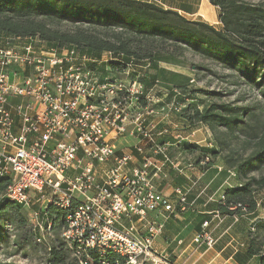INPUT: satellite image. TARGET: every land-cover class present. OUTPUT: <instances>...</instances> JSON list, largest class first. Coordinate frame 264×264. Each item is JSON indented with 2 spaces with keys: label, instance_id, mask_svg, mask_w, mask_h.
Masks as SVG:
<instances>
[{
  "label": "built area",
  "instance_id": "built-area-1",
  "mask_svg": "<svg viewBox=\"0 0 264 264\" xmlns=\"http://www.w3.org/2000/svg\"><path fill=\"white\" fill-rule=\"evenodd\" d=\"M114 57L73 44L50 46L39 35L0 33V177L10 181L4 194L27 209L43 202L32 214L36 229L44 230V220L52 231L53 220L42 212L48 205L65 209L60 237L100 253L99 264H109V253L121 258L116 264H174L154 243L169 215L187 208L189 192L166 195L156 179L168 166L183 173L169 152L181 142L202 146L198 129L174 120L186 109L180 89L154 96L158 80L147 89L150 59L112 67ZM238 207L246 212L242 205L231 209ZM152 212L163 219L147 218ZM195 241L216 243L205 231Z\"/></svg>",
  "mask_w": 264,
  "mask_h": 264
},
{
  "label": "trees",
  "instance_id": "trees-1",
  "mask_svg": "<svg viewBox=\"0 0 264 264\" xmlns=\"http://www.w3.org/2000/svg\"><path fill=\"white\" fill-rule=\"evenodd\" d=\"M209 2L219 8L221 27L202 19H189L178 10L164 8L155 1L0 0V33L39 35L50 46L73 44L87 47L92 55L99 57L105 51H112L116 58L110 61L112 67L132 58L138 61L151 59L150 71L157 67L151 58L152 48H164L168 44L180 56L184 55V50H189L236 72L240 79L256 87L264 97V6L247 0ZM63 23L73 27L74 31H62L54 26ZM93 30L110 39L104 40L92 33ZM150 71L143 77L147 89H151L157 81L149 76ZM172 87L180 89L178 86ZM185 88L180 89L183 90L182 94ZM182 97H177L178 101ZM253 117L255 113L250 112L247 106L212 103L200 109L189 103L179 114L178 121L182 125L189 124L192 129L205 124L213 130L223 127L231 134L242 131L251 139H256L257 147L248 159L224 157L229 166H237L238 170L235 169L241 183L226 189L225 200L219 202V211L231 218L237 215L242 219L249 214L256 218L254 229L250 231L247 253L257 255L259 262L264 264V218L259 217L260 208L264 209V200H258L257 197V193L264 189V174L260 177L250 176L251 171L264 166V134L260 135L255 131L256 127L248 124L247 119ZM247 126L250 128L246 129ZM219 143L222 149L228 147L223 139H219ZM179 148L186 154H192L194 164L202 169L215 164L220 155L216 147L200 146L188 141L179 143ZM204 158L208 161L202 164ZM9 182V179L0 177V243L6 248L10 243L16 246L13 254L9 252L15 255L20 248L35 239L37 230L27 215V208L5 196ZM234 205H242L246 212L240 207L232 210ZM42 212L53 220L52 231H61L67 226L65 209L52 204ZM45 216L42 215V219ZM10 228L14 233L10 232ZM12 235L14 240L10 239ZM48 254V264H81L80 260L84 264H99L103 259L100 253L93 250L85 252L77 244H67L61 237H57L53 245L48 247ZM118 260L121 261V258L116 253L107 255L109 264H116Z\"/></svg>",
  "mask_w": 264,
  "mask_h": 264
},
{
  "label": "rangeland",
  "instance_id": "rangeland-1",
  "mask_svg": "<svg viewBox=\"0 0 264 264\" xmlns=\"http://www.w3.org/2000/svg\"><path fill=\"white\" fill-rule=\"evenodd\" d=\"M252 4H261L264 6V0H247ZM158 3V2H157ZM162 3H165L162 0ZM196 11L198 15H189L183 13L192 20L202 19L209 22L212 25L221 27L219 22V8L212 6L209 0H197ZM60 30L74 31V28L62 24L56 25ZM98 34L104 40H109L103 33L98 31H91ZM154 50V51H153ZM153 57H151L157 67L152 68L149 72L150 77H154V80H158L154 88V96H162V92L170 86H178L180 89L185 88V93L182 95L180 101L186 106L189 103L199 106L200 109L208 107L212 103L231 104L237 107H249L250 112L255 113V117L247 119L250 126H254L255 131H258L260 135L264 134V97L258 93V89L252 86L249 82L240 79L237 73L228 70L221 66L217 62H213L204 58L201 55L192 53L189 50H184L183 56L174 53L173 48L166 44L164 48H152ZM151 60V59H150ZM181 92L183 90H180ZM213 93V94H212ZM195 94V95H194ZM194 95V97H193ZM177 121L178 117H174ZM246 119V118H245ZM246 120V121H247ZM250 127L247 126L246 129ZM219 139H223L228 143V147L222 149L219 143ZM195 140L201 141V145H208L209 142L215 144V147L220 151L218 162L226 166L227 170H235L237 166H229L227 160L224 157L234 156L237 158L248 159L252 155L256 146V139H251L249 135H246L242 131L235 133H228L223 127H217L213 130L205 124H201L198 127V132L195 135ZM238 170V168H237ZM238 174V173H237ZM264 174V166L260 170L250 172V176L260 177ZM258 200H264V189L257 193ZM40 203H35L34 207L27 209V215L30 221L35 222L32 219L33 211H37L40 208ZM259 217L264 218V209L260 208ZM43 223V229L38 227L36 230L37 236L33 238L30 244H26L23 248H20L15 255L13 254L14 248H17L10 243L6 248L4 244L0 243V264H48L50 260V254H48V247L53 245V242L57 237H60V230L51 231L46 230L47 226L44 220H40ZM11 233H14L13 229H9ZM40 237V239H38ZM14 240V235L11 236ZM37 239V240H36ZM9 252H12L11 254Z\"/></svg>",
  "mask_w": 264,
  "mask_h": 264
},
{
  "label": "crops",
  "instance_id": "crops-1",
  "mask_svg": "<svg viewBox=\"0 0 264 264\" xmlns=\"http://www.w3.org/2000/svg\"><path fill=\"white\" fill-rule=\"evenodd\" d=\"M196 1L164 0L162 5L182 14L196 16ZM170 156L180 164L183 173H179L174 167H166V175L156 179V188L170 196L176 188L189 192L188 206L185 210L169 215L163 232L155 240V249L169 254L174 264H261L257 255L247 253L250 231L254 229L256 218L251 214L238 221L223 214L220 218L215 217L219 212L221 195L229 187L241 183L239 176L231 177L224 165L218 161L203 169L195 164L189 166L190 159L194 162L193 155L184 153L179 147H172ZM147 218L159 221L163 216L159 212H152ZM206 220L210 224L203 227ZM139 227L143 234L144 223L140 222ZM203 231L215 237L216 243L213 246L195 241L197 234Z\"/></svg>",
  "mask_w": 264,
  "mask_h": 264
}]
</instances>
